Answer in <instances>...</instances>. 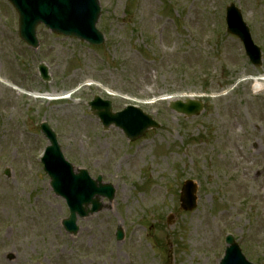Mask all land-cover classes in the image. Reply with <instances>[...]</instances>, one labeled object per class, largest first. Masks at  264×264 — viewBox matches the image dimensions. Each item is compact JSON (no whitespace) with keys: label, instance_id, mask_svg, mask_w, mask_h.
<instances>
[{"label":"rangeland","instance_id":"1","mask_svg":"<svg viewBox=\"0 0 264 264\" xmlns=\"http://www.w3.org/2000/svg\"><path fill=\"white\" fill-rule=\"evenodd\" d=\"M97 2L101 47L39 25L34 50L0 0V79L8 85L0 84V264H218L226 235L248 262L264 264V89L239 82L264 73V0ZM229 4L261 49V68L225 32ZM53 92L73 94L32 96ZM183 93L203 101L200 116L176 115L161 99ZM94 96L114 112L136 105L159 128L133 143L113 127L103 131L86 105ZM42 122L73 167L114 189L98 213L77 220L75 235L61 225L69 212L39 161ZM185 180L197 185L192 212L179 206Z\"/></svg>","mask_w":264,"mask_h":264},{"label":"water","instance_id":"2","mask_svg":"<svg viewBox=\"0 0 264 264\" xmlns=\"http://www.w3.org/2000/svg\"><path fill=\"white\" fill-rule=\"evenodd\" d=\"M8 1L15 7L19 14L20 37L33 48L37 47L34 28L41 22L54 33L62 34L67 37H74L95 46L103 43L102 36L94 29V25L99 16L96 0H90L93 4V10L90 8L92 5L90 3L85 11L90 21L87 24L83 23L84 26L81 27L80 30L76 28H65L41 18L38 14H43V8L39 7V4H36L34 0ZM46 12L47 11H45V13ZM226 13L227 31L236 36L244 44L246 56L251 64L260 67V52L252 46L249 39V32L242 23L239 11L235 9L233 5H230ZM27 14L32 15L29 16ZM38 72L43 82L49 81L47 70L43 65L38 67ZM87 105L90 108L91 114L99 119L104 130L108 129L110 126H114L121 130L126 139L130 142H134L143 137L147 130L158 128V125L154 123L150 117L133 107H127L120 113H113L111 103L102 101L98 97H94ZM169 109L178 115L195 117L203 111V104L200 101L194 100L174 101L169 103ZM40 130L49 144L45 148L41 158L43 170L50 178V187L55 195L65 199L70 210L69 217L62 222V225L66 232L75 234L78 230L76 227V215L82 219L89 214L98 212L101 208L99 198L112 200L114 195L113 188L110 185H103L100 177L93 181L86 171H75L74 168L64 160L61 149L56 141V136L49 126L46 123H42L40 125ZM195 194V184L191 181H186L181 189L180 196L181 208L184 211H192L195 209ZM89 206H91L90 209H88ZM116 237L118 240L122 239V235L119 231ZM227 242L234 247L230 237H228ZM232 252L233 250L227 251L226 259ZM225 260L221 264H237L233 258H230L227 263H225Z\"/></svg>","mask_w":264,"mask_h":264},{"label":"bare ground","instance_id":"3","mask_svg":"<svg viewBox=\"0 0 264 264\" xmlns=\"http://www.w3.org/2000/svg\"><path fill=\"white\" fill-rule=\"evenodd\" d=\"M241 81H250L252 83V92L253 93H258V92H261L263 91V87H264V73L263 74H258V73H253V75H251L249 78L247 79H240L239 82ZM1 82L3 84H5L6 86H8L5 82H3L1 79H0V84ZM82 86H96L94 83H91V82H86L84 84H82ZM16 89V88H14ZM77 90V89H76ZM106 92L107 95L109 96H112L113 93L109 90H104ZM226 92V91H225ZM21 93V92H20ZM21 94H25V93H21ZM73 93H70V92H67V93H47L46 95H41V96H38L37 94H34L32 95L34 98H44V99H48V100H51V101H59V100H64V99H68V98H71ZM224 94V92L222 93ZM197 95L195 94H192V93H183V94H174V95H171V96H162L161 99L163 101H165L166 103L172 101V100H175V99H182V98H196ZM198 97H201V96H198ZM134 102V101H133ZM136 103V102H134ZM108 248H112L111 245L108 246ZM107 248V249H108ZM109 256H110V259H109V262H111V258H112V254L109 253Z\"/></svg>","mask_w":264,"mask_h":264}]
</instances>
